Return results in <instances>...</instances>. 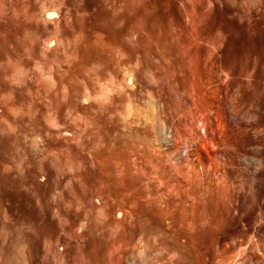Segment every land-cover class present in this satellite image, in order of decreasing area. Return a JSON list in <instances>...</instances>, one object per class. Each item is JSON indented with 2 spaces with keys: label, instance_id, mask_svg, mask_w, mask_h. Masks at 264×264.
Returning <instances> with one entry per match:
<instances>
[{
  "label": "rangeland",
  "instance_id": "374dc122",
  "mask_svg": "<svg viewBox=\"0 0 264 264\" xmlns=\"http://www.w3.org/2000/svg\"><path fill=\"white\" fill-rule=\"evenodd\" d=\"M45 11L53 16L48 18ZM179 43L181 47L171 58L177 61L187 56L182 63L185 70L191 57L197 60L205 113L216 110L217 86L229 78L240 79L241 93L251 97L247 80L252 73L257 78L264 75V63L253 62L264 59V0H0V82L20 97L21 111L16 118L23 124L21 128L28 133L36 129L48 146L32 157L22 148L23 128L20 137L0 130V138L13 134L7 154L11 156L12 147L17 159L24 157L21 154L31 155L28 166L33 165L36 183L45 178L50 181L41 189L46 191L42 207L51 203L49 217L57 234L47 238L38 232L42 235L37 240L36 230L30 235L27 232L33 236L28 239L31 243L26 239L33 264H57L58 235L63 236L61 248L69 264L83 263L78 259L83 252H125L134 264H168L172 259L171 264H264V207L256 210L258 220L236 226L226 218L225 224L219 219L216 222L212 212L204 215L202 190L194 186L197 196H185L188 185L174 167L169 173L165 170L169 168L164 169V150L155 142L158 136L151 122L143 118L150 105L157 111L159 106H154V99L147 102L151 82L142 61L158 64L165 59V46ZM122 45L135 47L139 53ZM246 62L249 72L239 76L236 68ZM229 70L235 75L228 76ZM128 71L133 74L132 81ZM175 75L182 80V71ZM85 92L90 93L88 99ZM6 99L0 96V107ZM126 99L133 107L129 115L121 107ZM234 105L238 108L232 95L225 111ZM246 110H234L237 120L247 124L241 135H263L264 112ZM212 121L214 137L219 140L225 121L220 116ZM257 122L254 132L256 128L251 127ZM43 166L48 173L40 170ZM16 175H20L17 170L12 176ZM230 197L228 204L233 203ZM231 205L224 214L235 213ZM56 209L64 211L65 220L58 219ZM41 210L36 203V212ZM119 210L125 213L124 218L118 217ZM201 212L200 219L205 220L198 219ZM47 239H54L53 246ZM9 246L13 253L14 244ZM189 252L196 258L190 261ZM106 263L109 261H103Z\"/></svg>",
  "mask_w": 264,
  "mask_h": 264
},
{
  "label": "bare ground",
  "instance_id": "6f19581e",
  "mask_svg": "<svg viewBox=\"0 0 264 264\" xmlns=\"http://www.w3.org/2000/svg\"><path fill=\"white\" fill-rule=\"evenodd\" d=\"M45 13L47 17L53 16V12L45 11ZM147 34L150 35L151 32L149 31ZM137 38L139 37L137 36ZM145 44L147 47L151 46L147 45V42ZM141 46L143 48L144 45ZM180 47V43L177 46H165L164 50L162 51L165 59L159 60L158 64L149 61H142V69H144L145 72L149 74L148 79L151 82V85H149V100H147V102L154 99V106H159V110L157 111L154 109L153 105H150V108L145 112L146 115L143 116V118L144 120H149L151 122V127L155 130L156 135L158 136L155 142L164 150V156L167 162V164L164 166V169L165 167L169 168L165 169L166 171L168 170L169 173V170H174V167L177 175H179L180 173L181 178L183 177L182 179H184V184L188 185L187 190H185V196L188 199H192L195 196L194 193H196L197 196V192L195 190L198 187L202 190L199 196L204 199L200 202L203 208L202 210L205 212H203L204 215L209 216L208 214L212 212V219H219V222H224L225 224V221L223 219L226 218L230 221L228 223H232V225L234 226H236L238 223H251L253 219L258 220L256 219V217L259 218V215H255L258 214V211L256 210H260L261 208L263 209L264 207V134L261 136L258 135L256 137L241 135L240 132L242 127L247 126V124L245 123V121L241 122V120L239 122V120H237L238 118L235 115L234 110H239V107H245L247 109L245 111L246 113H253L257 111L260 113L261 111L264 112V75H261L259 76V78H257L255 73H252L250 75L251 79L247 80V85L250 86L253 91V95H251V97L243 96V94L241 93V81L238 78H229L225 82L220 83L217 86L219 95V98L216 102L217 108L213 111V113H210V111L205 113L202 109L204 105L201 103L200 99L202 88L201 84L198 81L197 60L194 59V57H191L189 69L185 70L182 67V63L187 56L183 58L181 57L177 61L171 58L173 52ZM122 48L139 53V49L135 47L133 48H135L136 50L127 45H122ZM139 48L141 47L139 46ZM183 49L187 51L185 45H183ZM145 50L148 51L149 49L144 48V51ZM149 52L150 54H154V50H149ZM149 52H144V54ZM13 53L15 54L14 51ZM10 54L11 53H9V55ZM10 59H12V56ZM253 62L255 65H259L262 62L264 63V59L261 60L256 58ZM157 69H159V73L156 72ZM177 70L183 72L182 80H180L179 77L175 75V71ZM236 71L239 76L244 75L245 73L247 74V72H249V63H243L239 68H236ZM233 73L235 75L236 72L233 70L226 71V74H228V76H230V74L233 75ZM127 76L129 81L133 80V74L131 71L127 72ZM103 88L106 89L105 87ZM155 90L156 94L154 92ZM232 95L235 96V100L238 103V108H236L237 106L234 105L227 113L224 107L228 97ZM0 96H4L5 98L7 97L8 99V101L6 99V103L4 102L5 105L0 107V130H10L14 133V135H16L22 128L24 129V127L21 128L23 124H21L20 126V122L17 119L19 116L16 115L17 112L19 113L21 111V108L19 107L21 106L20 97L13 93L11 88L10 90H7V86L5 85V83L3 84L1 82ZM85 96L86 99H88L90 93L85 92ZM126 102L122 104L121 107L124 109L125 114L129 115L130 112H133V107L130 100L126 99ZM16 116L18 117L16 118ZM219 116L225 121L226 126L223 137L218 140L216 135L215 136L217 139L214 137V133L212 130V118H217ZM22 121L24 122L23 119ZM24 126L26 125L24 124ZM258 126L259 124L257 122L255 127L252 126L251 128H256L254 132H257ZM201 129H203V132H201ZM27 130L25 128L23 132H26L24 133L21 132L22 130L20 131V133L24 134L22 140V142L24 141V144H19L24 145L22 148L25 150V152L23 151L25 154L27 152V154L30 153L32 157H36L37 153L39 154L42 148L48 146L45 145V139L40 135V132H38L36 129L35 132H33L34 129H30L32 130V133H28ZM10 134L11 133H9V135ZM3 135L4 134H2L0 138V264H17V261L19 262V264H33V258L31 256L32 254L28 252V246L30 245V241L28 239H30V237H33H29L31 231L36 230L37 233L41 232L42 234H44V236L47 235V238H51L52 236L54 237L56 233V226H54V223L50 220L49 217L50 210L48 211V209H50L49 204L51 203L48 202L49 204H47V208L44 207L43 209L42 207L44 205V203L42 202L43 195L44 193H46V191L42 192L41 189L44 188L47 182H49L50 184V181H47V179L45 178L43 182L36 183V172L33 173L35 170L32 171L31 169L33 168V165H31L33 164L32 160L30 163L31 168L30 166H28L31 155H27L25 157V155L21 154V157L24 156L23 158H15L17 156H13L12 153H14V148L12 149L11 144L10 147L12 153L11 156L8 155L10 153L7 154V149L13 134L4 137ZM16 143H18V141ZM19 147L20 145H18L17 149ZM22 148H20V150ZM14 155L16 154L14 153ZM19 156L20 154L18 155V157ZM37 158H40V156ZM60 160L58 163H60ZM42 165L44 164H42L41 161L40 167H42ZM59 166H62V164H59ZM179 168L180 170H178L177 172V169ZM16 170L20 175H16L13 177L12 175ZM40 170L46 172L48 169L43 166V168ZM161 172L163 173L164 171L161 170ZM163 175L164 174H162V176ZM159 176L162 177L161 174ZM176 177L177 176H175L174 178ZM160 181L161 183H163L162 180ZM166 182H168V180ZM194 186H197L195 190L193 189ZM229 195L232 197V199L230 197V200H233V203L230 202L232 205L228 204L229 201H227L229 199ZM60 198L62 197L60 196ZM36 203L40 207V209L43 210H41L42 213L36 212ZM60 204H62V202H60ZM229 205H231V208L235 210V213L233 211L234 214H230L229 212L227 214H224L227 212L226 208ZM54 206L56 207V204ZM51 208H53V206ZM60 210L56 209L55 213L59 217L57 218L61 219L62 221L63 218L65 220V214L64 211L62 213ZM224 210L226 212H224ZM262 211H264V209ZM259 214L261 215V212ZM201 215L202 212L198 215L199 220L204 219H200ZM124 216L125 213L120 211L118 217L124 218ZM208 218L212 220L211 217ZM217 220L215 221L217 222ZM220 226L219 229L222 228ZM63 229L66 231V228ZM260 229H262L261 225L257 229V233H259L258 230ZM27 232L29 233V235L27 234ZM34 233L36 232H33V234ZM39 234L40 233H38V237H36V234L35 239L39 238V236L41 237L42 234ZM256 234H254V236H257ZM27 236L28 238H26ZM58 236H56L57 243L55 242V244H58L60 246V249H57L56 252V263L69 264L70 262H68L67 254L66 252H64V249L61 248V245L63 247V236ZM254 236H251L252 239L254 238ZM26 239L29 241L28 243ZM48 240L49 239H47V242H49ZM52 240L54 239L50 240L49 245ZM255 240L257 239L255 238ZM255 240H253V244ZM258 242H260L259 239L256 243ZM11 243L14 244L13 253H10L11 247L9 245ZM33 243H35V240ZM29 248L31 249V246H29ZM104 253L105 252H103V254ZM107 253V255H102V252L101 254L100 252H83L80 253L78 257V254L76 252V256L78 257L79 261H83V263H78L77 261L76 264H103V261L106 260L109 261V264H134V260L128 257V254L127 256H125V252ZM189 253V258L184 256L186 253L183 254V256L190 259V261L196 258V256H193L194 253ZM178 255L179 254L177 253L176 256ZM170 256H172V258L173 256L175 257V255H172V252ZM124 258L126 259L125 263H123ZM171 261L174 262L173 259L170 260V262ZM170 262L168 264H171Z\"/></svg>",
  "mask_w": 264,
  "mask_h": 264
}]
</instances>
